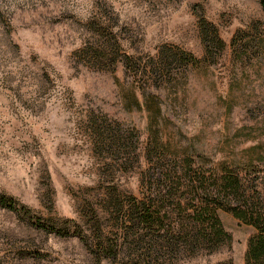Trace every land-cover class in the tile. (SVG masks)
Masks as SVG:
<instances>
[{
  "label": "rangeland",
  "instance_id": "rangeland-1",
  "mask_svg": "<svg viewBox=\"0 0 264 264\" xmlns=\"http://www.w3.org/2000/svg\"><path fill=\"white\" fill-rule=\"evenodd\" d=\"M203 26L225 49L198 68L161 69L162 49L203 59ZM249 26L264 31L258 0H0V193L69 232L0 207V264H123L98 260L75 232L89 242L96 220L120 232L105 198L116 188L126 209L140 194L155 135L214 163L264 156V67L235 63L231 47ZM106 30L118 53L100 63L84 52L100 50ZM101 126L125 144L103 145ZM255 164L246 186L264 200V163ZM217 213L231 242L184 264L244 263L254 228Z\"/></svg>",
  "mask_w": 264,
  "mask_h": 264
},
{
  "label": "trees",
  "instance_id": "trees-1",
  "mask_svg": "<svg viewBox=\"0 0 264 264\" xmlns=\"http://www.w3.org/2000/svg\"><path fill=\"white\" fill-rule=\"evenodd\" d=\"M258 1L264 11V0ZM208 27L203 26L201 33L203 59L183 50L162 49L161 69L173 64L198 68L208 57L221 53L226 43L213 26ZM101 34L104 40L100 50L90 46L84 54L96 62L102 63L107 58L115 62L119 45L108 30ZM231 47L235 63L248 66L254 60L257 71L264 67V31L257 26L239 30L231 39ZM107 48H111L107 53L102 50L107 51ZM122 56L130 62V55ZM111 129L110 126L98 129L101 141L107 145L109 140L108 144L119 147L124 136ZM145 156L147 168L141 174V192L127 196L128 208H124V201L114 187H110L105 198L116 225L121 223L123 227L120 232L108 236L101 230L99 220L89 242L83 231L75 232L85 244L93 247L91 251L98 260L124 259L123 264H184L187 255L215 253L232 239L218 216V210L222 209L255 230L248 239L243 264H264V200L247 188L245 177L257 167L256 162L264 163L262 154L250 155L243 162L214 163L197 154L191 143L177 146L155 135L147 145ZM0 207L22 214L32 225L45 231L69 233L32 215L30 208L11 195L0 193ZM215 264H233V261Z\"/></svg>",
  "mask_w": 264,
  "mask_h": 264
}]
</instances>
